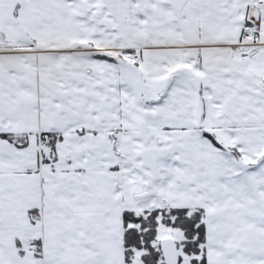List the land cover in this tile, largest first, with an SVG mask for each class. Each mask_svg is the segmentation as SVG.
Wrapping results in <instances>:
<instances>
[{"label": "snow or ice", "instance_id": "obj_1", "mask_svg": "<svg viewBox=\"0 0 264 264\" xmlns=\"http://www.w3.org/2000/svg\"><path fill=\"white\" fill-rule=\"evenodd\" d=\"M0 264H264V0H0Z\"/></svg>", "mask_w": 264, "mask_h": 264}]
</instances>
